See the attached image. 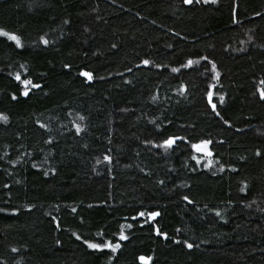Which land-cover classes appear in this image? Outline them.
<instances>
[{"label":"trees","instance_id":"trees-1","mask_svg":"<svg viewBox=\"0 0 264 264\" xmlns=\"http://www.w3.org/2000/svg\"><path fill=\"white\" fill-rule=\"evenodd\" d=\"M261 81L264 0H0V264H264Z\"/></svg>","mask_w":264,"mask_h":264},{"label":"snow or ice","instance_id":"snow-or-ice-1","mask_svg":"<svg viewBox=\"0 0 264 264\" xmlns=\"http://www.w3.org/2000/svg\"><path fill=\"white\" fill-rule=\"evenodd\" d=\"M200 2H201V0H184V3H185V4H189V5H191V4H193V3H197V4H198V3H200ZM203 2H204V3H207L208 0H203ZM212 2L215 3L216 0H212ZM2 34L5 35V36H9V34H8L7 32H2ZM9 38H10L11 40H14V41L16 42L17 45H20V44H21L20 38H19L18 36H16V35H11V36H9ZM42 40H43V43H45V44L48 43L47 40H45V39H43V38H42ZM202 59L207 60L208 58H207V57H202ZM149 63H150V61L147 60V59L143 61V64H145V65H148ZM193 63H194V61L191 60V59H189V60L187 61V66H191ZM66 67H67V65H66ZM215 68H216V64L213 63V64H212V69L215 70ZM172 71H173V72H177V71H179V69L173 68ZM82 75L86 76L89 80L92 79V73H90V72H83ZM218 75H219V73H217V76H218ZM16 79H17V80L20 79V75H19V74H17ZM28 83H30V81H25V84H28ZM261 84H264V81H261ZM34 87H36V88H40V85H34ZM23 95L27 96V95H28V92L25 91V92L23 93ZM260 96H261V99H264V89H261V91H260ZM208 97H209V103H211L212 109H213V111H215V110H216V104H214V103L211 102V98H212V93H211V92L208 93ZM14 98H15V97H14ZM223 100H224V97H220V101H221V103L223 102ZM216 114L219 115V112H217ZM4 119H7V118L4 117ZM81 119H83V117H81ZM225 123H228V121L225 120ZM77 131H79V126H77ZM175 140H176V138H172V137H170V138L164 140L163 143H164L165 146H167V147H171V146L175 143ZM210 143H211V141H209V140H202V141H200L199 143L192 144V148H193L196 152H201V153H204V154L207 155V156H211V155H212V152L208 150V145H209ZM257 154L259 155V152H258ZM193 158L195 159V157H193ZM105 159H110V157H105ZM197 163H199V160H197ZM210 163H211V161H209V164H210ZM184 199L187 200L188 197H184ZM73 211H75V209H73ZM139 215L143 216L144 213H140ZM158 215H159L158 212H152V213H150V216H151V217H155V216H158ZM120 238H121L122 240H123V239H127V237L124 236L123 233H121V237H120ZM85 243H88V242L85 241ZM88 246H89L90 248H95V249H99V248H101V247L112 248V249L115 251L117 248L120 247V244H119V243H116V244H111V243H105V244L89 243ZM187 246H188L189 248L193 247L192 244H188ZM139 259H140L141 261H144L145 264H147V260L150 259V258H145V257L141 256Z\"/></svg>","mask_w":264,"mask_h":264},{"label":"rangeland","instance_id":"rangeland-1","mask_svg":"<svg viewBox=\"0 0 264 264\" xmlns=\"http://www.w3.org/2000/svg\"><path fill=\"white\" fill-rule=\"evenodd\" d=\"M197 154L200 156V159L203 162V164H205V166H207V167L213 166L214 163H213V160H212L211 156H207V155H205L204 153H201V152H197ZM209 161H211L210 164H209Z\"/></svg>","mask_w":264,"mask_h":264},{"label":"water","instance_id":"water-1","mask_svg":"<svg viewBox=\"0 0 264 264\" xmlns=\"http://www.w3.org/2000/svg\"><path fill=\"white\" fill-rule=\"evenodd\" d=\"M155 232H157V229L155 230Z\"/></svg>","mask_w":264,"mask_h":264}]
</instances>
